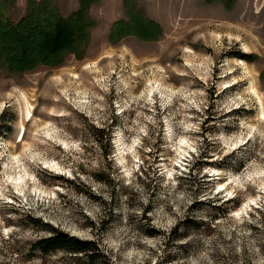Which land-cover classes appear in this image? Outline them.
Listing matches in <instances>:
<instances>
[{
	"label": "rangeland",
	"instance_id": "rangeland-1",
	"mask_svg": "<svg viewBox=\"0 0 264 264\" xmlns=\"http://www.w3.org/2000/svg\"><path fill=\"white\" fill-rule=\"evenodd\" d=\"M45 6L64 61L0 69V264H264V0H0V26ZM57 231L101 253L43 254Z\"/></svg>",
	"mask_w": 264,
	"mask_h": 264
},
{
	"label": "trees",
	"instance_id": "trees-1",
	"mask_svg": "<svg viewBox=\"0 0 264 264\" xmlns=\"http://www.w3.org/2000/svg\"><path fill=\"white\" fill-rule=\"evenodd\" d=\"M80 1L83 6H86L89 2V0ZM34 12H36V9L31 11L30 15ZM47 12L48 9L46 7L37 15V19L36 17L32 19V16H29V18H24L16 24L3 22L5 25L0 26V69H5L11 73H24L35 70L40 65L53 66L64 61L65 55L60 54V52L63 51L62 48H52V50H50L46 46L48 39L52 37L54 40H57L61 35H59L61 31L59 28L52 32L42 27L43 22L49 23V21H51L50 16L45 15ZM69 21L77 28L81 26L83 29L86 23L82 13L74 14L73 17L67 21L63 19L56 21L55 19L53 22L57 24V22L67 23ZM78 31L81 33L79 29ZM55 32H57L58 35L53 37ZM66 50L69 51L67 48ZM240 56L242 59L249 58L244 55ZM37 244L39 250H41L43 254H50L62 249L71 254L85 255L90 261L96 257L95 253H93V247H97L95 243L72 237L62 231H57V233L39 241ZM96 250L99 254L101 253L98 247Z\"/></svg>",
	"mask_w": 264,
	"mask_h": 264
}]
</instances>
